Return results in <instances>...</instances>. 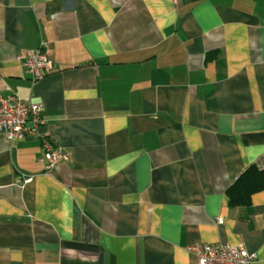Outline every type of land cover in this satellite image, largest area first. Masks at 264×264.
Listing matches in <instances>:
<instances>
[{
    "label": "crops",
    "instance_id": "obj_1",
    "mask_svg": "<svg viewBox=\"0 0 264 264\" xmlns=\"http://www.w3.org/2000/svg\"><path fill=\"white\" fill-rule=\"evenodd\" d=\"M43 44L34 81L18 55ZM12 93L45 122L0 133V264H198L206 243L264 264V188L231 197L264 169V0H0Z\"/></svg>",
    "mask_w": 264,
    "mask_h": 264
},
{
    "label": "built area",
    "instance_id": "obj_2",
    "mask_svg": "<svg viewBox=\"0 0 264 264\" xmlns=\"http://www.w3.org/2000/svg\"><path fill=\"white\" fill-rule=\"evenodd\" d=\"M20 53L19 60L23 62L27 72L34 81L45 76L53 67V60L43 48ZM42 106L24 99L16 93L0 95V133L14 141L24 137L34 130L35 126L44 123L41 116ZM45 155L50 165L59 161H67L71 153L55 146L51 141L43 143ZM222 219H219L221 221ZM196 251L198 264H257L258 255L250 252L245 245H215L206 243L202 247H192Z\"/></svg>",
    "mask_w": 264,
    "mask_h": 264
},
{
    "label": "trees",
    "instance_id": "obj_3",
    "mask_svg": "<svg viewBox=\"0 0 264 264\" xmlns=\"http://www.w3.org/2000/svg\"><path fill=\"white\" fill-rule=\"evenodd\" d=\"M264 188V169H259L255 165L249 167L231 187V197L233 203L250 202V194Z\"/></svg>",
    "mask_w": 264,
    "mask_h": 264
}]
</instances>
